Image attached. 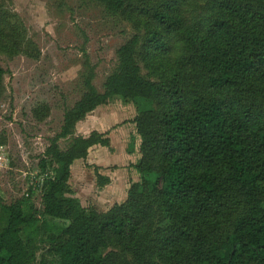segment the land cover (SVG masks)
I'll use <instances>...</instances> for the list:
<instances>
[{
	"label": "trees",
	"instance_id": "1",
	"mask_svg": "<svg viewBox=\"0 0 264 264\" xmlns=\"http://www.w3.org/2000/svg\"><path fill=\"white\" fill-rule=\"evenodd\" d=\"M3 1L0 56L37 60ZM84 3L132 34L101 91L95 66L84 61L79 97L63 111L26 192L11 204L0 197V264H264V0ZM4 75L0 67V96ZM114 100L152 107L137 108L130 121L138 180L123 202L98 211L81 205L69 180L72 165L92 147H109V138L76 135V126ZM49 114L47 104L31 109L37 122ZM108 184L97 174L99 189ZM27 229L46 244L37 261Z\"/></svg>",
	"mask_w": 264,
	"mask_h": 264
},
{
	"label": "rangeland",
	"instance_id": "2",
	"mask_svg": "<svg viewBox=\"0 0 264 264\" xmlns=\"http://www.w3.org/2000/svg\"><path fill=\"white\" fill-rule=\"evenodd\" d=\"M3 2L21 19L40 53L37 60L0 56V67L5 71L0 96V136L4 143L0 148L6 159L0 168V197L5 204H11L26 192L33 180L29 172L38 164L49 140L59 132L63 111L78 99L84 61L95 66L93 84L101 91L105 78L115 68V51L132 30L84 0H65L62 8L56 0ZM135 102L114 100L78 123L76 135L88 136L95 131L110 140L109 147H92L86 159L71 167L69 184L83 207L108 210L123 202L129 185L138 180L131 165L139 159L135 152L139 140L133 138L135 129L128 121L137 108L149 110L152 104ZM42 104L49 106L50 114L37 122L31 109ZM66 146L67 141L60 142L61 148ZM97 174L111 177L112 182L99 189ZM31 203L40 208L39 192L33 194ZM26 234L37 261L46 244L40 242L36 231L27 229Z\"/></svg>",
	"mask_w": 264,
	"mask_h": 264
},
{
	"label": "crops",
	"instance_id": "3",
	"mask_svg": "<svg viewBox=\"0 0 264 264\" xmlns=\"http://www.w3.org/2000/svg\"><path fill=\"white\" fill-rule=\"evenodd\" d=\"M95 110H96V109H95ZM95 110H94V111H95ZM132 119H133V118H132ZM132 119H131V120H132ZM131 120H130V121H131ZM130 121H128V122H129L131 125H133ZM79 123H80V122H79ZM77 126H78V124H77ZM77 126H76V128H77ZM133 127H134V126H133ZM134 132H135V130H134ZM133 138H137V139H138V137L136 136V134H135V137L133 136ZM138 140H139V139H138ZM109 142H110V140H109ZM138 145H139V141H138ZM138 145H137V150H136V148H135V152L137 153V154H136L137 157H139V154H138ZM110 149H111V148H110ZM136 159H138V158H136ZM132 165H133V164H132ZM132 165H131V166H132ZM107 178L109 179V183L112 182V178H111V177L108 176ZM108 185H109V184H108Z\"/></svg>",
	"mask_w": 264,
	"mask_h": 264
},
{
	"label": "built area",
	"instance_id": "4",
	"mask_svg": "<svg viewBox=\"0 0 264 264\" xmlns=\"http://www.w3.org/2000/svg\"><path fill=\"white\" fill-rule=\"evenodd\" d=\"M5 152L0 148V168L5 165Z\"/></svg>",
	"mask_w": 264,
	"mask_h": 264
}]
</instances>
